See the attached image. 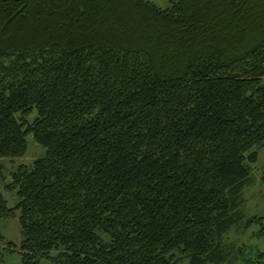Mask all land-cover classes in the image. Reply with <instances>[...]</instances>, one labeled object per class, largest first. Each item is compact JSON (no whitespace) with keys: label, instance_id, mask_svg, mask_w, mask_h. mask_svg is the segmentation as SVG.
Masks as SVG:
<instances>
[{"label":"trees","instance_id":"obj_1","mask_svg":"<svg viewBox=\"0 0 264 264\" xmlns=\"http://www.w3.org/2000/svg\"><path fill=\"white\" fill-rule=\"evenodd\" d=\"M170 3L0 0V173L45 149L0 191L23 264H264L226 239L264 220V0Z\"/></svg>","mask_w":264,"mask_h":264},{"label":"rangeland","instance_id":"obj_2","mask_svg":"<svg viewBox=\"0 0 264 264\" xmlns=\"http://www.w3.org/2000/svg\"><path fill=\"white\" fill-rule=\"evenodd\" d=\"M155 4H158L162 8H168L171 5L170 0H149ZM28 150L27 153L19 158H6L1 159V165L3 170L0 173V191L4 194L6 200L11 207H14L18 198L16 192H12L7 189L8 182L11 180V173L17 170L20 165L31 166V163L39 157L45 154V149L42 148L33 135L27 137ZM252 167V179L253 184L249 185L244 191V213L245 215H259L264 217V185L262 183V176L264 175V147L259 149V159ZM264 226L262 224H252L248 230H244L242 225L237 229H232L226 236L229 243H238L240 246H245L247 250H263L264 251V234L258 236ZM244 230V231H243ZM0 231L8 240H12L13 243L19 247L23 236L21 235V226L19 224L18 217H10L9 219L0 221ZM14 250V246H11ZM11 247L0 242V255H2L4 264H23L21 260V254L18 250L12 252ZM40 264H53L52 261L42 259ZM226 264H245L240 259H233Z\"/></svg>","mask_w":264,"mask_h":264}]
</instances>
